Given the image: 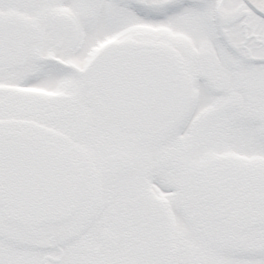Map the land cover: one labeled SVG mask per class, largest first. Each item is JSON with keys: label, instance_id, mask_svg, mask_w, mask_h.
Masks as SVG:
<instances>
[{"label": "snow or ice", "instance_id": "6c2138e0", "mask_svg": "<svg viewBox=\"0 0 264 264\" xmlns=\"http://www.w3.org/2000/svg\"><path fill=\"white\" fill-rule=\"evenodd\" d=\"M0 264H264V0H0Z\"/></svg>", "mask_w": 264, "mask_h": 264}]
</instances>
